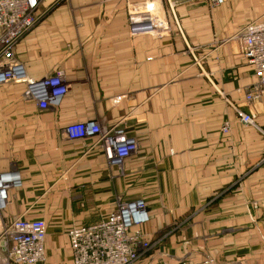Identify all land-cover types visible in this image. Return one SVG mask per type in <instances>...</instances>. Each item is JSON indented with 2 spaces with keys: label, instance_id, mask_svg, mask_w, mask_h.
Wrapping results in <instances>:
<instances>
[{
  "label": "crops",
  "instance_id": "1",
  "mask_svg": "<svg viewBox=\"0 0 264 264\" xmlns=\"http://www.w3.org/2000/svg\"><path fill=\"white\" fill-rule=\"evenodd\" d=\"M131 1L172 21L171 0ZM256 18H264L260 0L196 1L180 7L169 31L133 36L125 16L109 31L93 14H56L21 40L30 76L62 66L69 85L62 104L48 110L23 98V84L0 86V173L19 170L24 179L3 215L47 222L39 264H72L68 230L135 198L149 204L144 229L154 242L141 263L264 264V96L250 106L257 126L236 113L249 108L239 90L256 80L237 33ZM90 119L122 123L137 139L122 167L93 138L64 137L68 123Z\"/></svg>",
  "mask_w": 264,
  "mask_h": 264
},
{
  "label": "built area",
  "instance_id": "2",
  "mask_svg": "<svg viewBox=\"0 0 264 264\" xmlns=\"http://www.w3.org/2000/svg\"><path fill=\"white\" fill-rule=\"evenodd\" d=\"M198 1V0H197ZM219 5L224 0H210ZM44 0H0V86L8 83L24 85L23 95L41 110L58 108L69 91L64 72L58 71L41 78L30 76L26 65L16 58L15 48L41 17L38 13ZM173 4V3H171ZM130 16L129 31L133 36L169 31L170 26L148 4L137 5ZM242 58L254 71L255 82L239 90L244 94L248 110L236 108L241 123L257 126L250 106L264 96V18L247 22L237 33ZM225 122L223 132L230 131ZM68 140L93 138L106 148L112 166L122 167L137 150V139L117 123L101 126L97 120L68 123L63 129ZM24 183L19 170L0 173V264H39L46 260L45 240L48 224L43 219L24 215L5 218L3 213L13 189ZM150 210L143 198L124 201L119 207L91 225L72 226L67 234L72 250V264H143L141 259L151 248L144 229L149 223ZM165 264H180L167 262Z\"/></svg>",
  "mask_w": 264,
  "mask_h": 264
},
{
  "label": "rangeland",
  "instance_id": "3",
  "mask_svg": "<svg viewBox=\"0 0 264 264\" xmlns=\"http://www.w3.org/2000/svg\"><path fill=\"white\" fill-rule=\"evenodd\" d=\"M44 1H46V0H44ZM49 1H51V0H49ZM53 1H54V2H52L53 5H52V3L50 5L44 4V5H42L40 7V10H39L38 14L41 17L37 21V24L29 32H31L35 28H38L39 26H41L43 24V22L45 20H47V18L49 16H51V15L53 16V15H56V14L63 15V17H66V18L67 17L73 18L75 15H83V14L89 15V14H93V15H96L98 17V20H99V18L102 20V22H100L99 24H101V23L105 24L109 31H111V30L114 31L116 29L117 20H119V18H122V16L127 17L128 24H130V19H131L130 16L134 13V10L137 8L135 4L130 3V2H132L131 0H129V4L126 7L117 6L115 4L116 3L115 0H108L106 6L91 5V6H85V7H83V6H77V7L73 6L72 1H74V0H53ZM171 1H172L173 4H171V5H169L167 7L168 10L165 13L167 15L170 14L173 18H175V16L179 15V9H180L181 6H189L191 4H194V2H196L197 0H171ZM227 1L233 3V0H224V2L222 4L214 5V4H212V2L210 0H198V2H200V3H203V4L204 3H208V4H211V5L216 6V7L224 5ZM236 1L237 2H240V1L244 2L245 0H236ZM260 4L263 6L264 5V0H260ZM167 8H165V9H167ZM150 9H151L152 12L155 10V8H153V7L150 8ZM161 9L163 10V8H161ZM173 18H172V21L170 23L168 22V25L170 27H172L173 25H177L176 22H174L175 19H173ZM129 27H130V25H129ZM25 36H23L19 40V42L17 43L16 48H15L16 58L18 60H19V56H20L19 44H20L21 40ZM112 41H114V40H112ZM74 48H75V45L73 46L72 43H71V44H69V45H67L65 47V51L66 50L67 51L68 50L73 51ZM49 57H50V54H49ZM61 67L58 68L57 70L49 72V75H52L55 72L57 73L61 69ZM60 71H63V70H60ZM66 83L68 84V82H66ZM23 98H24V95H23ZM6 106H7V104H6ZM122 125L124 127H126L124 124H122ZM254 204L257 205V203H254ZM150 241H151L150 250H152L153 247H154V242L152 240H150Z\"/></svg>",
  "mask_w": 264,
  "mask_h": 264
}]
</instances>
